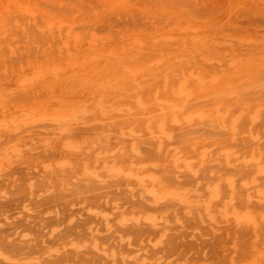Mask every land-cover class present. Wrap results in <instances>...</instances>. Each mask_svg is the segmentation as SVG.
<instances>
[{
    "label": "rangeland",
    "instance_id": "1",
    "mask_svg": "<svg viewBox=\"0 0 264 264\" xmlns=\"http://www.w3.org/2000/svg\"><path fill=\"white\" fill-rule=\"evenodd\" d=\"M99 125L110 139L105 129L72 140ZM47 150L65 157L49 165ZM16 169L49 173L35 174L38 190L56 186L38 192L34 174ZM0 177V202L53 192L67 202L66 190L107 184L97 188L121 189L111 202L176 205L145 217L152 225L217 240L215 254H154L155 238L129 256L135 264H264V0H0Z\"/></svg>",
    "mask_w": 264,
    "mask_h": 264
},
{
    "label": "bare ground",
    "instance_id": "2",
    "mask_svg": "<svg viewBox=\"0 0 264 264\" xmlns=\"http://www.w3.org/2000/svg\"><path fill=\"white\" fill-rule=\"evenodd\" d=\"M204 124H206L205 121H204ZM115 125H116V123H115ZM47 127L45 126L44 128H47ZM50 127H48V128L50 129ZM52 127L53 128H51V130L53 131V129L55 127L54 126H52ZM97 127L98 128H102L103 130L96 129V127L94 128V126H93L92 128H88L86 130H84L85 128L83 129V127H82L83 130H80L81 129L80 128L78 131H77L78 128H76V130H75L76 132L75 133L72 132V131H71L72 133L71 132L70 133L72 135L76 134V137L78 139L82 138L84 140H94V141H95L96 138L98 140V137L102 134V132L105 129H106V132L108 133L107 139L109 138V136L113 135V134H110V132H108L109 129H107V127L104 128V127H101L100 125L97 126ZM38 128H40V127H38ZM38 128H37V130H38ZM44 128L42 127V129H44ZM119 128H120V126H119ZM42 129H39V130H42ZM47 129H44V130L46 131ZM64 129H62V131ZM113 129H115V128H113ZM56 130H58V128ZM66 130H69V128H67ZM66 130H64V132ZM52 131H51V133L50 132L49 133L45 132L46 133L45 137H46L47 134H52ZM62 131L59 134H62ZM29 132H28V135H29ZM33 132H35V131H33ZM111 132H113V131H111ZM195 132L197 133V131H195ZM212 132H214V130ZM36 133L38 134V135L35 134L36 136L40 135L38 132H36ZM41 134H43V133H41ZM115 134H117V133H115ZM58 135H57V137H58ZM21 136H22V134H21ZM32 137H31V141H32ZM48 137H51V136L49 135ZM28 138H30V137H28ZM9 139L11 140L12 138H9ZM15 139H16V137H15ZM50 139H52V137ZM74 139H76V138H74V135H73L72 140H74ZM27 140L28 139H26V141ZM33 140H34V138H33ZM76 140H74V141H76ZM189 140H191V139H189ZM22 142H24V141L22 140ZM36 142H37V140H36ZM83 142L84 141H82V140L80 141L79 140L80 145H81V143L82 144L85 143V142L84 143ZM59 144H60V142H59ZM122 145H126V143L122 144ZM79 147L81 148V146H79ZM37 150H38V148H37ZM32 151H34V150H32ZM39 151H41V150L39 149ZM76 151L74 152L75 154H78V153L81 152L80 155H82V153H83V151H80V150H79L80 152L77 151L78 153ZM47 152H49V151L47 150L45 155H47ZM51 152H49L48 154H51ZM54 152L55 151L52 152L53 155L51 154V155H47V157H42V161L47 162L49 164V162L55 161L56 157H57L58 160H59V158L63 159V157H65L63 154H62L63 156L60 155L62 157L57 156V154L60 153L61 150H60V152H58V150H57L56 152H58V153L55 152L56 153L55 155H54ZM117 152H118L117 154H121L119 151H117ZM124 152H126V151H124ZM40 153L41 152H39V156L40 155L44 156L43 152L41 154ZM35 154H36V157L38 156L37 152H36V153L33 154V157L31 156L32 158L31 157L30 158L33 159V160L36 159L35 158ZM75 154H74V157L76 156ZM90 154H91V156H94L91 152H90ZM72 155H73V153H72ZM41 156H40V159H41ZM87 156H86L87 157L86 158L85 156L82 155V157H78L77 160L79 161L80 159H82L83 163H84V161H86L87 163H90V166H91L92 162H88L87 161L88 158L91 159V157H89V155H87ZM74 157H73L74 160L71 159V158L70 159L74 161L75 167L77 169H78V167H79V169H81L82 166H81V168H80V166H78L79 163H78V161H76L77 163L75 162V158L76 157L75 158ZM83 157H84V159H83ZM23 158H22V160H23ZM95 158H96V156L92 157V159H93L92 161L96 162V160L99 159L98 155H97L96 160H95ZM116 158H117V156L115 155V159ZM31 159H29V160H31ZM35 161L33 162V165H34ZM39 161H41V160H37L36 163H38ZM129 161H130V159H129ZM233 161H234V159H233ZM29 162H31V161H29ZM44 162L43 163L39 162V163H41V165L43 164V165L46 166V163H44ZM115 162H118L120 164L119 160L115 161ZM115 162H113V163L115 164ZM25 164H26V162H25ZM85 164L86 163H84V165H83L84 168H86ZM110 164H111V162H110ZM27 165H29V164H27ZM115 166H117V165L115 164ZM32 167H34V166H32ZM100 167H102L101 164H100ZM16 170L19 171L18 169H16ZM22 170L23 171L25 170V172H26V170L28 171V168L26 167V169L23 168ZM22 170H21V172L19 171V174L22 173L23 175L19 176V174H18L19 178L20 177L22 178V176L25 175L24 172H22ZM42 171H38V172L34 171L35 173H32L33 170H32V172L29 171V172H31L30 175L34 174L33 176L35 178L33 177V179L35 180V183H36V184L34 183V186L38 184L37 181H40L39 178H38L39 176L38 177H37V175L35 176L36 173L40 174L39 172H41V174H44L45 177L47 176V174H49L46 171H43L45 173H42ZM8 173H9V171H8ZM28 173L25 176L26 178H29V177H27ZM73 173H71V175ZM14 175H15V173H14ZM9 176H11V175H9ZM69 176H67V177H69ZM74 177H75V175H74ZM24 178H22V179H24ZM36 178H38V180H36ZM46 178L48 179L49 177H46ZM51 178L52 177L49 178L50 181H51ZM69 178H68V180H69ZM3 179H5V178H3ZM9 179H10V177H9ZM9 179H7V180L11 182V180H9ZM11 179H12V177H11ZM60 179H62V178H60ZM70 179H72V178H70ZM29 180H30V178H29ZM42 180H41L42 183L46 182V180L45 181H44V179H42ZM15 181H16V179H15ZM64 181L65 180H63V182ZM88 181H92L91 183H93V181H95V179L94 180H91V179L89 180L88 179ZM5 182H6V180H5ZM18 182H19V179H18ZM77 182H79V180ZM77 182L75 181V183H77ZM193 182H194V180H193ZM11 183H13V182H11ZM51 183L53 184V182H51ZM67 183H70V182H67ZM75 183L73 182V184H75ZM6 184L4 183L5 186H6ZM44 184L45 185L42 184V187H40L41 184L39 183V187H40L39 189L40 190L48 186V183H44ZM52 184H51V186H52ZM54 184H53L52 187L56 186V185L54 186ZM108 184H110V183H108ZM185 184H189V183L186 182ZM4 185H3V187H4ZM93 185H95V184H93ZM93 185L90 186V187H87L86 189H84L86 185L85 186L83 185V187H81V188H83L84 190H79V192L81 191V192L85 193L84 195H86L85 198H86L87 202H81V200L77 202L76 199L73 198V197H76L75 194H77L76 193L77 188L72 190L71 189V187H72L71 185H70V189L72 191L71 190L70 191L66 190V192H71V195H68L69 193L68 194L65 193V196L67 195L66 197L69 200H67L66 198H65L66 199L65 200L64 199V197H65L64 195L58 194V195L64 196L62 199H64L67 202H61V201L55 202V200H56L55 198H57V197H55V195L53 194L54 192L52 194L50 193L47 196H43L42 199H37L35 202H23V201H27L25 199V196H24V198L22 197L24 195V190H22L23 195L20 193L21 191L19 192L21 197H22V198L18 197V199H20L19 202H15V201L14 202H10L7 199H6L5 202L4 201L0 202V264H135L134 261H131L129 259V256L135 254L136 252H139L140 250H144L145 248H147L149 246V243L154 241L153 239H155V238L159 239V243H158V247H156L152 251L154 254H159V253H161L160 251L164 252L165 250L175 251L178 247H181L182 250H186L185 252H187L189 249L187 250L185 247H191V249H195L197 245H198L197 247H199V249L201 248L200 250H204V249L206 250L207 249V250L212 252L210 254H215L213 252H215L217 250V246L218 245H217V240L214 239V238L204 239L203 240V239H199V237H198L197 239H199V240L192 241V239H191V242H190L189 240H187V238L190 237V236H188V232H187V230H185L186 228L184 229L183 227L167 226L164 223L162 225L159 224V226H154V225H152V223H150L148 221H145V217H147L149 214L150 215L151 214H159V213L162 214L164 212L165 213H168V212L170 213L171 211H169V210L176 207V205L174 203L162 202V203L150 205L149 202H144V201L141 202L139 199H135V200L132 199L130 201V200H127L126 197L124 199H126L127 201H130V202H111V200L114 201V199H116L117 197L119 198V196H120L119 193H121V189H120V191L118 193V191H117V189L115 187L114 189H116V190H114V191H116V192L113 193L114 191L111 192L110 191L111 189H109V191H105V190L108 189L106 187L107 184H103L105 186L98 185V186H103V187L107 188V189L105 188V190H104L105 192L103 193V192H101L104 189L103 187H102L103 188L102 189V188H97L98 187V186H96L97 184L95 185L96 187L93 186ZM120 185H122V184H120ZM10 186H11V184L9 185V187ZM20 186H23V185H20V183H19V186H15V189L17 187L25 188V187H20ZM43 186H45V187H43ZM74 186L76 187V185H74ZM109 186H110L109 188H111L112 186L114 187L113 184L109 185ZM2 188H1V190H2ZM4 188H7V187H4ZM35 188H37V187L35 186ZM124 188H126V187H124ZM52 189H54V188H52ZM68 189H69V187H68ZM5 190H6V194H7V192L9 190L8 191H7V189H5ZM14 190H12V192ZM37 190H38V188H37ZM37 190H35V191H37ZM40 190H38V192H40ZM43 190H41V191H43ZM32 192H33V190H32ZM79 192H78V195H79V198H80V196H81L80 193L81 192L80 193ZM122 192H123V190H122ZM19 193H17V195ZM26 193H27V195L29 194L28 191ZM34 193H36V192H34ZM10 194L11 193L8 192L7 195L10 196ZM103 194H107V195L105 196ZM72 195H73V197H72ZM123 195H125V193ZM34 196L35 195L33 194V198L31 199V201L33 199H35ZM69 196H71L74 199V202H70V199H72V198H70ZM107 196H109V197H107ZM11 197H12V195H11ZM58 197L59 198H57V200L60 199L61 196H58ZM106 197H107V199L108 198L110 199V202H108ZM121 197H122V195H121ZM127 197H129V196H127ZM148 198H149V196H148ZM22 199H23V201H22ZM124 199L123 200L121 199V200L124 201ZM9 200H11V199L9 198ZM119 200H120V198H119ZM214 202H215V200H214ZM176 203L181 204L180 202H176ZM188 203L189 204H193V203H190V202H188ZM195 204H197V203H195ZM182 205L183 204H181L180 207H183ZM210 205H212V203ZM216 205L217 204H215V206ZM194 206H196V205H194ZM211 207H214V206H211ZM55 208H58V209L55 211ZM213 209H216V208H213ZM172 212H175V211L173 210ZM181 213H178V214L181 215ZM171 215H173V214H171ZM169 218H171V217H169ZM183 224H185V223H183ZM195 229H196V227H195ZM236 233H238V232H236ZM195 235H197V234H195ZM241 237H243V235H241ZM177 251H178V249H177ZM157 252H159V253H157ZM178 252L175 253V254L172 252V254L176 256V255H178ZM195 252H193V253H195ZM186 254H188V253H186ZM200 254L199 255L197 254V255L202 260L203 258H201ZM206 254H208V253L206 252ZM142 255H143V253H142ZM191 255H194V254H191ZM201 255H205V254H201ZM164 256H166V255L164 254ZM144 257H147V256L144 255ZM190 258H192V257H190ZM205 258L207 259V257H205ZM138 259H139V257H138ZM188 259L189 258H187V260ZM177 260H180L179 257L177 258ZM194 260L196 262L197 259H194ZM207 260L209 261V259H207ZM138 261H140V260H138ZM172 262H173V260H170L168 263L173 264L174 262L173 263ZM202 262H204V259H203ZM220 262H221V260H220Z\"/></svg>",
    "mask_w": 264,
    "mask_h": 264
}]
</instances>
